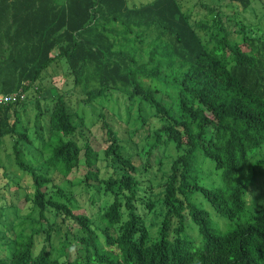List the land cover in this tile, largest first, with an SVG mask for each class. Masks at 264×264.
<instances>
[{
	"label": "trees",
	"instance_id": "trees-1",
	"mask_svg": "<svg viewBox=\"0 0 264 264\" xmlns=\"http://www.w3.org/2000/svg\"><path fill=\"white\" fill-rule=\"evenodd\" d=\"M219 1L242 12L251 4ZM207 10L210 23L195 25L179 0L132 8L127 0H0V94H26L0 105V146L10 141L8 155L30 178L29 185L16 183V204L0 205V264H264V205L252 211L247 201L256 168L243 179L250 153L264 145V35L249 23L233 40L219 9ZM146 35L153 38L140 62V48H130L145 44ZM56 63L79 88V103L104 109L91 125L71 108L72 93L57 92L41 108L44 72ZM144 78L172 84L174 108ZM114 94L126 97L128 120L137 107L140 126L128 138L115 127V120H128L108 108ZM30 97L37 109L33 136L23 121ZM96 122L103 143L91 132ZM170 147L176 156L163 180L140 197V175L161 167ZM212 165L222 177L219 188L200 184L199 173ZM1 171L3 198L10 185L0 160ZM58 176L88 194L95 212L79 208L73 193L55 183ZM19 190L29 211L5 226L7 210L19 211ZM196 193L227 220L225 228L192 201ZM102 197L111 202L100 206ZM34 213L37 220L27 224Z\"/></svg>",
	"mask_w": 264,
	"mask_h": 264
},
{
	"label": "rangeland",
	"instance_id": "rangeland-1",
	"mask_svg": "<svg viewBox=\"0 0 264 264\" xmlns=\"http://www.w3.org/2000/svg\"><path fill=\"white\" fill-rule=\"evenodd\" d=\"M154 0H127V5L132 8V7H139L141 5H145L148 3H151ZM179 3L182 5V9L184 13H190L191 15V22L195 25H199L200 22L204 21L205 19L207 20V23H210V16L208 15V10L207 8L210 7H215L219 9V14L223 18V23L225 26H227L228 31L233 33L232 38L233 40H238L240 39L239 35L236 33L241 25L243 24H249L252 23V25L256 28L257 25L262 28V32L264 35V0H251V4L248 9L245 11H240L238 8H232V6H226L223 4V1L219 0H179ZM240 22V23H239ZM146 43L141 44V43H136L132 45L130 48V51L136 52L137 48H140L138 57L140 59V62H146L147 61V53H148V47L147 45L151 42L153 36L152 35H146ZM140 45H142L140 47ZM132 52V53H133ZM63 63H56L48 69L47 71L44 72V80L42 82V88L43 92L39 94V101H40V106L42 109L46 108L47 105H51V98L56 95L57 92H62L65 94H70L72 95L69 96L70 100V106L71 108H75L76 111L78 112L79 115L84 116L86 119V122L88 125H91L92 122L96 121V116L100 113L103 112L104 109L98 104V103H93L89 105H85L83 103H79L80 98L82 96L80 95V90L78 87H75L73 85L72 77H70L69 73L67 72L66 67H64ZM143 83L146 88H151L154 87L159 92H156L155 95L158 99H162L164 103H168L170 99H172V107L174 108L175 103L177 102V94L175 92L174 87L172 84L168 83H163L162 81L158 80L153 82L149 78H144ZM118 96V100L116 98ZM25 102H28V105L26 107V117L24 118V123L27 122L28 128L30 131V134H33L34 131V118L35 114L37 112V109L34 106V97L27 98ZM125 102H126V97L114 94L112 101L108 103V108H112L115 112H119V115H121L122 118L127 119V113H126V108H125ZM146 104L143 105L144 112L143 116L144 117H149L150 114L152 113V110L149 106H145ZM136 110L137 107H133V113L131 119L128 120L126 124L120 123L119 121L115 120V123L117 124L115 127L116 129L119 130L121 135L125 138H128V134H134L136 130L139 128V121H137V115H136ZM175 111V109H174ZM109 115V114H108ZM25 116V115H24ZM109 117H111L109 115ZM112 118V117H111ZM26 120V121H25ZM91 132L96 135L99 139L100 142H102V132L100 129L99 123H95L94 126L91 128ZM124 131H126L124 133ZM135 136V135H134ZM10 147L11 143L9 140H4L3 145L0 146V160L1 164L5 166L7 169V174H8V182L10 185L9 191L6 193H3V198L0 197V205L3 204V201L6 199L10 203L16 204V196H13V193L17 190L16 183L22 179L23 183L26 185L30 184V178L27 175H23L21 171H19L16 167V165L13 163V156L8 155V152H10ZM176 156V152L173 150L172 147H170L167 150V153L163 155V165L161 167L154 165L153 168H151L150 171L143 173L140 175L139 179L141 180V187L139 190L138 195L144 199H146V195L149 192L150 186L156 185L158 182L162 181L163 175L165 172L169 169L171 162ZM137 165H140L139 161L135 159ZM206 164H211L209 161H206ZM256 168V172L258 174L257 182L255 186L251 187L248 191L247 195V201L250 205V209L253 211L257 208H259L261 205H264V145L263 147L257 149L254 152L250 153V159L249 162L246 166V174L244 175V180H249L251 175H252V169ZM202 172L199 173L200 177V184L204 187L207 188H219L223 185L222 182V177L219 172L215 170V168L210 167H203L201 170ZM1 171L0 173H2ZM56 184H60L62 187H66L65 183H61V177H55L54 178ZM7 180L3 177H0V185H4ZM20 181V183H22ZM49 188L52 189L51 186ZM74 190V191H73ZM66 191L71 194L70 192L73 193L74 195V200L76 205L79 208L85 209L88 213H94L95 211V206L91 205L89 202V195L86 193L80 192L79 188L73 189L71 187H66ZM24 193L23 190H19L18 196L20 197L19 204V211L17 214H15V209L10 208L7 210V219L6 217H2L1 223L4 224L5 226L10 225L8 223L12 222L13 224H17L18 222L21 221L22 217H24L28 211H29V204L24 203L23 198H24ZM254 200V201H253ZM192 201L195 202L197 205L202 206L203 209H205L209 215H210V222L214 224L215 226H219L221 228H225L227 225V220L224 218L218 217L214 210L209 206V204L205 201V199L202 197L201 194L196 193L192 196ZM111 202V198L107 197H102L99 200V205H107ZM94 209V210H92ZM17 217V218H16ZM35 219L37 220V214L34 213L32 218L27 219L26 223L29 224L31 223V220ZM1 226V224H0ZM8 227V228H9ZM191 231V229H189ZM189 237L193 239H197V234L195 232H189L188 233ZM38 244L42 242V238L37 240ZM6 251L4 247H0V256H5Z\"/></svg>",
	"mask_w": 264,
	"mask_h": 264
},
{
	"label": "built area",
	"instance_id": "built-area-1",
	"mask_svg": "<svg viewBox=\"0 0 264 264\" xmlns=\"http://www.w3.org/2000/svg\"><path fill=\"white\" fill-rule=\"evenodd\" d=\"M26 94L22 92H14L11 94H0V105L17 103L25 100Z\"/></svg>",
	"mask_w": 264,
	"mask_h": 264
}]
</instances>
